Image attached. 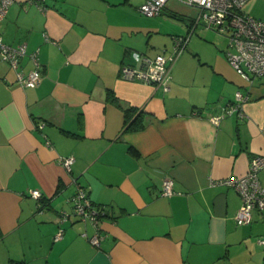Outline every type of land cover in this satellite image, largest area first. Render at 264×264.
<instances>
[{
  "label": "crops",
  "instance_id": "obj_1",
  "mask_svg": "<svg viewBox=\"0 0 264 264\" xmlns=\"http://www.w3.org/2000/svg\"><path fill=\"white\" fill-rule=\"evenodd\" d=\"M142 2L45 0L41 10L13 0L0 20L2 40L38 50L41 64L39 83L26 87L0 59V264H264V212L237 224L239 193L211 184L244 176L264 155V75L243 79L228 41L218 47L198 24L168 90L124 78L122 65L139 66L134 53L170 52L197 14L169 0L149 17ZM19 69H32L28 56ZM237 91L246 99L225 114ZM78 186L103 208L96 226L72 213Z\"/></svg>",
  "mask_w": 264,
  "mask_h": 264
},
{
  "label": "built area",
  "instance_id": "obj_2",
  "mask_svg": "<svg viewBox=\"0 0 264 264\" xmlns=\"http://www.w3.org/2000/svg\"><path fill=\"white\" fill-rule=\"evenodd\" d=\"M13 0H0V20L5 16L8 6ZM36 4L39 9H44L45 0H28ZM169 0H143L137 10L145 16H157L164 10ZM188 6L196 8L197 14L189 19L188 29L185 34L173 36L171 51L158 53L155 56L133 54L138 67L124 64L121 66V75L128 79H137L151 83L163 90L169 89L170 68L189 40L195 27L201 24L204 28L213 30L227 37V59L236 72L246 81L252 82L253 78L264 75V19L256 18L242 11L243 5L248 0H177ZM23 56H28L32 69L24 73L19 69V62ZM0 59L7 62L15 72L16 81L26 87L36 86L41 79V64L38 50L27 52L25 44L15 46L5 43L0 36ZM237 102L227 104L223 108L225 114L239 111L241 102L246 99L240 91L235 94ZM240 114V113H239ZM217 123L219 116L213 117ZM41 126V124H39ZM73 162V157H64L61 163L67 169ZM264 169V155H255L251 158L247 172L242 177H228L211 184H224L233 187L240 195L241 205L236 213L235 220L238 224L248 223L251 211L257 209L264 212V184L261 183L258 173ZM172 193V180L165 177L162 181V194ZM30 195L39 199V190H31ZM72 213L84 220L91 221L95 226L103 208L95 206L88 197L86 189L78 186L71 197ZM69 214L61 212L59 222L68 219ZM62 228L54 236L61 237ZM99 234L96 233L89 240L92 244L99 245ZM264 245V237L258 239Z\"/></svg>",
  "mask_w": 264,
  "mask_h": 264
},
{
  "label": "rangeland",
  "instance_id": "obj_3",
  "mask_svg": "<svg viewBox=\"0 0 264 264\" xmlns=\"http://www.w3.org/2000/svg\"><path fill=\"white\" fill-rule=\"evenodd\" d=\"M241 9H242L243 12H245V13L251 15V16H254L256 18L264 19V0H248L243 5V7ZM171 21H173V20L171 19ZM173 23H176V22H173ZM206 30H210V29H206ZM210 31L215 34L214 35V37H215L214 42L217 44V46L221 47V48H225V46L227 44V41H228L227 37L222 35V34H220V33H216L213 30H210ZM197 35L198 36L202 35L200 29H197L193 36L195 37ZM169 47H168V49H169ZM261 176H262V178H261L262 181H264V172H261ZM262 184H264V183H262Z\"/></svg>",
  "mask_w": 264,
  "mask_h": 264
},
{
  "label": "trees",
  "instance_id": "obj_4",
  "mask_svg": "<svg viewBox=\"0 0 264 264\" xmlns=\"http://www.w3.org/2000/svg\"><path fill=\"white\" fill-rule=\"evenodd\" d=\"M138 8V7H137ZM162 13V12H161ZM169 16L173 17V18H178V19H181L182 17L179 16L178 14L176 13H173V12H166ZM110 96V95H109ZM139 115V114H138ZM138 115L136 116V118H134V121L137 119ZM132 125V122L127 126L128 128H132L130 127ZM93 203V202H92ZM94 204V203H93ZM96 206V205H95ZM238 224V223H237ZM11 264H14V263H11Z\"/></svg>",
  "mask_w": 264,
  "mask_h": 264
}]
</instances>
